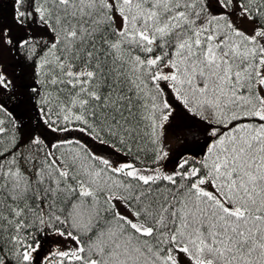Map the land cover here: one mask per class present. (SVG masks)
<instances>
[{
    "label": "snow or ice",
    "instance_id": "6c2138e0",
    "mask_svg": "<svg viewBox=\"0 0 264 264\" xmlns=\"http://www.w3.org/2000/svg\"><path fill=\"white\" fill-rule=\"evenodd\" d=\"M0 264H264V0H0Z\"/></svg>",
    "mask_w": 264,
    "mask_h": 264
}]
</instances>
